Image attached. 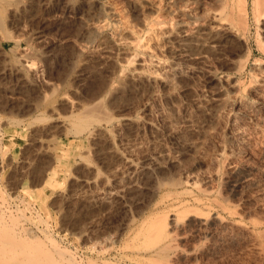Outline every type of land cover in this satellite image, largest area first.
<instances>
[{
	"label": "rangeland",
	"instance_id": "rangeland-1",
	"mask_svg": "<svg viewBox=\"0 0 264 264\" xmlns=\"http://www.w3.org/2000/svg\"><path fill=\"white\" fill-rule=\"evenodd\" d=\"M95 3L0 0L5 229L60 264H264V0Z\"/></svg>",
	"mask_w": 264,
	"mask_h": 264
},
{
	"label": "bare ground",
	"instance_id": "bare-ground-1",
	"mask_svg": "<svg viewBox=\"0 0 264 264\" xmlns=\"http://www.w3.org/2000/svg\"><path fill=\"white\" fill-rule=\"evenodd\" d=\"M93 1H94V4L96 5L95 0ZM74 5L76 4L74 3ZM92 8L93 7H91V9ZM115 9L113 8L114 11ZM262 12H264V4H263ZM243 17H246L245 12L243 13ZM142 46L143 45L140 42H137V45H136L137 52H140V53L144 52V49L142 48ZM86 124H87L86 121H80L78 125L83 128L85 127ZM118 155H119V158L125 162L130 160L129 156L124 155L123 153H118ZM233 174L234 176L230 178V181L235 186L249 185L252 183L251 171H249L248 169L244 167H239V168L234 169ZM2 220H3V216L0 214V264H60L58 261L54 260L47 251H44L41 248V246L35 243L36 242L35 241L36 240V230L35 229H31V228L24 229V231L26 232L28 236L22 239L15 233V230H16L15 226H17V224L19 223L17 222V220H15V218H12V223H11L12 229L10 227L9 229H5L6 226L3 225ZM202 220L209 221V218H204ZM215 220L222 221L219 218V216H215ZM179 224H182V222L181 223L179 222ZM20 229L22 228L20 227ZM152 232H153L154 238L156 234V239L158 243L161 245L163 244V246L166 245V248L169 243L175 240V236L171 232L170 223H169L167 216H161L155 219L153 223V227H152ZM29 242L33 243L34 245H30ZM158 247H157L158 250L163 248L162 246L160 248V245H158Z\"/></svg>",
	"mask_w": 264,
	"mask_h": 264
}]
</instances>
